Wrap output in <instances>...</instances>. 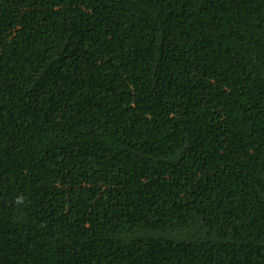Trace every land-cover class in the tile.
Segmentation results:
<instances>
[{
    "label": "trees",
    "instance_id": "obj_1",
    "mask_svg": "<svg viewBox=\"0 0 264 264\" xmlns=\"http://www.w3.org/2000/svg\"><path fill=\"white\" fill-rule=\"evenodd\" d=\"M0 264H264V0H0Z\"/></svg>",
    "mask_w": 264,
    "mask_h": 264
}]
</instances>
